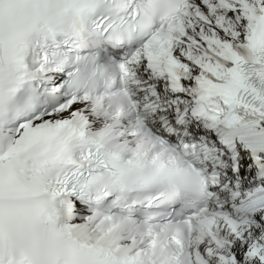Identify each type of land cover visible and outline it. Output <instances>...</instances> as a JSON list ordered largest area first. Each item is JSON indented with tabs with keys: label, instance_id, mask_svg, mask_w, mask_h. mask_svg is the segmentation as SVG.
<instances>
[{
	"label": "snow or ice",
	"instance_id": "obj_1",
	"mask_svg": "<svg viewBox=\"0 0 264 264\" xmlns=\"http://www.w3.org/2000/svg\"><path fill=\"white\" fill-rule=\"evenodd\" d=\"M0 264H264V0H0Z\"/></svg>",
	"mask_w": 264,
	"mask_h": 264
}]
</instances>
